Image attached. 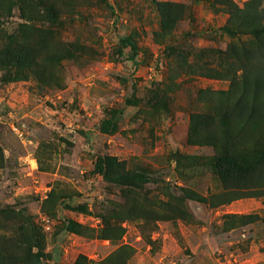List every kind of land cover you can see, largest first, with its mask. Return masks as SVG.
<instances>
[{"label":"rangeland","instance_id":"1","mask_svg":"<svg viewBox=\"0 0 264 264\" xmlns=\"http://www.w3.org/2000/svg\"><path fill=\"white\" fill-rule=\"evenodd\" d=\"M228 1H14L0 47L27 24L35 61L0 69V264H264V90L243 81L264 38ZM254 152L222 181L220 156Z\"/></svg>","mask_w":264,"mask_h":264},{"label":"trees","instance_id":"2","mask_svg":"<svg viewBox=\"0 0 264 264\" xmlns=\"http://www.w3.org/2000/svg\"><path fill=\"white\" fill-rule=\"evenodd\" d=\"M16 0H0V19L2 17L10 16L12 8L14 7ZM30 1V0H27ZM227 2H230L226 0ZM26 2V0H20V7ZM34 2V1H32ZM43 10H47V6H43ZM22 13H24L23 8ZM234 13L236 14V18L241 20L240 26H245L250 30L252 34H254L257 38H264V0H250L248 1L244 8L238 9L235 8ZM25 15V14H22ZM25 17V16H24ZM241 28V27H239ZM230 33L235 34V32L240 30H229ZM36 30L31 28V26L27 24H22L19 27L18 32L12 34L8 37L7 43L0 47V69H27L31 67V64L35 61L34 53L32 52V44L31 40L33 36H35ZM21 41V42H20ZM124 45L130 46L135 52L136 48L132 44V40L130 38H126L123 41ZM245 76V75H244ZM19 76H11L10 80H16ZM244 86H254L256 91H260V86H263L264 90V64L257 66L255 71L248 75V77H244ZM261 92V91H260ZM128 105H134L133 98L127 99ZM200 145H215V137L208 136L202 138L200 141H194ZM257 157L255 152L253 155L239 153V154H228L227 156H220L217 159V169L220 178L224 182H228L231 179L236 182H241L244 178H250L257 172V167L259 164L252 163L251 160ZM112 161V160H111ZM109 165L112 162H108ZM107 169H105V163L101 158L97 159L96 162V171L98 173H104ZM134 177V176H132ZM141 181H144V176H140ZM120 180H124L121 178ZM193 199L199 202H205V199L202 197H194ZM172 212L171 215L175 213H180L176 207H172L170 210ZM163 219V218H162ZM166 219H173L169 216ZM78 226L74 224L71 220L67 221L66 230L77 232Z\"/></svg>","mask_w":264,"mask_h":264}]
</instances>
